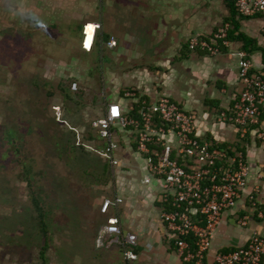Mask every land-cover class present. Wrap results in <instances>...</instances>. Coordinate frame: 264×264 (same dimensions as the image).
I'll return each instance as SVG.
<instances>
[{"label":"crops","instance_id":"1","mask_svg":"<svg viewBox=\"0 0 264 264\" xmlns=\"http://www.w3.org/2000/svg\"><path fill=\"white\" fill-rule=\"evenodd\" d=\"M6 1L13 3L15 30L72 31L71 42L77 43L85 54L75 59L90 54L101 57L96 75L103 73L105 83L113 86L116 94L104 103L103 113L96 119L104 118L109 104L115 101L133 110L134 115L141 106L136 102L143 100L153 105L160 96L169 95L184 110L194 113L198 137L217 147L228 144L244 149L250 166L247 184L236 206L222 214L207 264H214L217 252L246 245L255 233L264 234V219L258 216L264 205V143L255 130L243 135L238 125L220 119V113L233 107L244 91L239 67L243 53L252 61L255 71L264 68V15H237V33L255 41L252 52L244 49L242 40L229 38L228 44L213 54L191 50L188 42L192 36L211 37L220 27L230 24L229 0H0L2 21L9 10L4 5ZM24 2L33 3L31 7L37 12L29 11L27 17L21 10ZM17 3L20 9L15 6ZM90 23L99 26L93 43L87 47L86 28ZM69 40L56 45L67 48ZM126 88H132L136 97H128ZM259 127L264 128V109ZM86 136L88 143L82 145L99 154L111 168L113 187L111 195L99 202L100 223H92L90 232L96 248L103 249L101 256L84 250L78 252L76 264H131L124 257L122 246L109 245V238L100 234L110 218L118 219L123 235H137L136 264H192L183 260L162 219L163 183L150 173L146 154L137 148V130L114 128L118 165L103 154L108 143L99 137L92 123ZM118 197L123 198L121 203L112 205L106 214L100 211L104 199ZM243 217H248L247 225L240 223ZM26 248L29 253L37 246H29L20 229L0 219V264H31L24 256Z\"/></svg>","mask_w":264,"mask_h":264},{"label":"rangeland","instance_id":"2","mask_svg":"<svg viewBox=\"0 0 264 264\" xmlns=\"http://www.w3.org/2000/svg\"><path fill=\"white\" fill-rule=\"evenodd\" d=\"M4 5L9 10L4 21L0 18V219L20 229L29 246H37L24 252L31 264H76L84 250L100 258L103 249L96 248L90 232L92 223H100L99 202L111 195L113 176L99 154L82 143H88L92 121L116 90L103 73L96 75L100 56L75 59L85 54L71 42L72 31L17 32L13 3ZM31 6L21 3V10L34 14ZM96 27L87 25V47ZM69 38L67 48H59ZM74 81L78 90L71 88ZM35 195L45 210L46 239ZM44 243L46 263L40 253Z\"/></svg>","mask_w":264,"mask_h":264},{"label":"built area","instance_id":"3","mask_svg":"<svg viewBox=\"0 0 264 264\" xmlns=\"http://www.w3.org/2000/svg\"><path fill=\"white\" fill-rule=\"evenodd\" d=\"M235 4L241 15H264V0H235ZM230 28L226 23L211 37L192 36L188 47L217 54L223 44H228ZM239 67L244 91L233 107L220 113V119L238 125L243 135L255 130L264 143V128L259 127L264 109V68L255 71L246 53L239 60ZM71 88L78 90V82L74 81ZM126 95L136 97L130 91ZM138 102L141 106L134 115L133 110L120 102H112L104 118L92 122L99 137L108 143L103 154L118 165L114 128L137 130V148L146 154L150 173L162 180L165 208L161 216L178 252L185 262L207 264L222 214L236 206L247 184L249 163L242 151L233 149L232 154L198 137L194 113L184 110L169 95L160 96L153 105L143 100ZM122 201L121 197L106 198L100 211L106 214L112 205ZM258 216L264 219V205L259 208ZM240 223L247 225L248 217H243ZM100 234L109 238V245L122 246L124 257L136 264L135 233L123 235L118 219L110 218ZM263 259L264 234L255 233L246 245L217 252L214 264H263Z\"/></svg>","mask_w":264,"mask_h":264},{"label":"trees","instance_id":"4","mask_svg":"<svg viewBox=\"0 0 264 264\" xmlns=\"http://www.w3.org/2000/svg\"><path fill=\"white\" fill-rule=\"evenodd\" d=\"M229 7H230V11H231L230 17L228 18V21L231 24V28L229 30V38L242 40L244 43V49H246L248 52H252L254 50V47H255V45H254L255 41L242 32L237 33V32H239L240 24H239L238 19H237V15L239 14V12H238V9L236 7L235 0H229ZM136 104L138 106V104H140V103L136 102ZM137 109H138V107L136 108V110ZM218 147L227 149L232 154H234L233 149L235 147H237L236 150L244 152V149L241 148L240 146L222 144V145H219ZM31 171L32 170H30V169L27 170V167H26V173L28 176H30ZM33 201H34V204H35L37 210L39 211V215L41 217L42 229L44 232V237L46 239V238H48V232L49 231L47 229V224L45 222L44 207L42 206L41 199L38 196L35 195L33 197ZM45 242H47V241H45ZM47 249H48V245H47V243H44V245L41 248V256L44 259L45 263L47 262V257H46Z\"/></svg>","mask_w":264,"mask_h":264}]
</instances>
